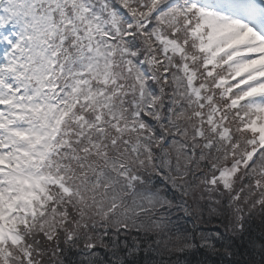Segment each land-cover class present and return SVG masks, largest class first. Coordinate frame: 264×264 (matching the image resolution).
<instances>
[{"label": "snow or ice", "instance_id": "obj_1", "mask_svg": "<svg viewBox=\"0 0 264 264\" xmlns=\"http://www.w3.org/2000/svg\"><path fill=\"white\" fill-rule=\"evenodd\" d=\"M264 264V0H0V264Z\"/></svg>", "mask_w": 264, "mask_h": 264}, {"label": "trees", "instance_id": "obj_2", "mask_svg": "<svg viewBox=\"0 0 264 264\" xmlns=\"http://www.w3.org/2000/svg\"><path fill=\"white\" fill-rule=\"evenodd\" d=\"M191 259L193 260L194 264H195V261H198L200 259V255L197 254V255H194L191 257Z\"/></svg>", "mask_w": 264, "mask_h": 264}]
</instances>
